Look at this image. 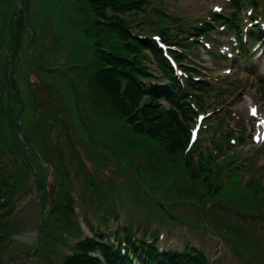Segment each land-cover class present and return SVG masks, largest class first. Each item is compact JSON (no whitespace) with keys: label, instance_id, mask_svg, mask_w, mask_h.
<instances>
[{"label":"rangeland","instance_id":"rangeland-1","mask_svg":"<svg viewBox=\"0 0 264 264\" xmlns=\"http://www.w3.org/2000/svg\"><path fill=\"white\" fill-rule=\"evenodd\" d=\"M132 1L111 0L103 9L113 17L100 23L91 0H0V264H68L91 231L99 243L115 232L127 245L145 241V264H168L177 250L186 264H264V139L252 140L264 127V56L220 64V79L200 84L215 88L201 89L198 75L170 80L186 97L169 107L157 101L162 84L130 85L116 66L102 68L121 53L155 76L130 34L136 45L168 43L177 65L204 76L202 40L223 25L216 13L264 24V0ZM204 164L213 168L193 167ZM153 233L165 246L150 243Z\"/></svg>","mask_w":264,"mask_h":264},{"label":"trees","instance_id":"trees-1","mask_svg":"<svg viewBox=\"0 0 264 264\" xmlns=\"http://www.w3.org/2000/svg\"><path fill=\"white\" fill-rule=\"evenodd\" d=\"M91 2H93L97 7H100L102 10H99V14L100 15H105V10H103V6L106 7L108 5H112L111 4V0H91ZM132 2H135L134 0ZM121 32L123 29H120ZM125 36H127V34H125ZM151 42H148L144 47L145 48H148L152 51V53L154 55H156V58L157 59H160L161 57H163L159 52H158V49L155 45L153 44H150ZM130 65L133 67V68H136V64H131ZM128 66H121V71H124V69H127ZM125 73L128 72V71H124ZM128 75V74H127ZM100 83L104 86L105 90H106V93L108 94V97L113 100L116 98V96L113 94V91L111 90V87L109 86V79H108V76L107 75H103V76H100ZM128 82L130 83V85H134L132 83V81L130 79H128ZM127 95V93H126ZM160 127V126H158ZM159 129V128H157ZM157 129H152L150 130V133H153V134H156V130ZM93 243L91 242H82V244L80 246L77 245L78 247V250H81L83 253H81L80 251H77V253L79 255H76L75 257H70L68 258L67 260V263L68 264H80L81 262L82 263H85V264H91L92 261H91V258L87 257V252L89 251L90 248H94V246H90L89 248V245H92ZM97 247V246H96ZM103 252V251H102ZM170 258L172 259V264H186V261L185 259H181V257L179 255H171ZM150 260V259H149ZM164 260V259H163ZM167 261V260H166ZM170 264V263H169Z\"/></svg>","mask_w":264,"mask_h":264},{"label":"bare ground","instance_id":"bare-ground-1","mask_svg":"<svg viewBox=\"0 0 264 264\" xmlns=\"http://www.w3.org/2000/svg\"><path fill=\"white\" fill-rule=\"evenodd\" d=\"M245 97H246V99L248 100V101H247L248 105H249V103H252L253 99L251 98V96H250L249 94H247ZM250 101H251V102H250ZM261 121H262V123H264V114H263V113H262V115H261Z\"/></svg>","mask_w":264,"mask_h":264}]
</instances>
